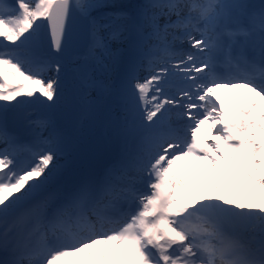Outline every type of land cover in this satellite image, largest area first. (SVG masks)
Masks as SVG:
<instances>
[{"label": "snow or ice", "instance_id": "6c2138e0", "mask_svg": "<svg viewBox=\"0 0 264 264\" xmlns=\"http://www.w3.org/2000/svg\"><path fill=\"white\" fill-rule=\"evenodd\" d=\"M119 7L0 0V264H264V0H141L131 14L100 11ZM77 16L100 63L130 25L119 88L82 80L86 111L91 90L116 96L124 144L102 175L37 195L62 138L45 136L51 121L42 118L20 144L7 113L59 100L57 57ZM204 125L215 143L198 136Z\"/></svg>", "mask_w": 264, "mask_h": 264}, {"label": "rangeland", "instance_id": "374dc122", "mask_svg": "<svg viewBox=\"0 0 264 264\" xmlns=\"http://www.w3.org/2000/svg\"><path fill=\"white\" fill-rule=\"evenodd\" d=\"M8 2L12 3L14 0H8ZM111 2L117 5L118 0H111ZM250 2L259 3L260 0H250ZM117 10L121 11L122 8H106L100 11L112 12ZM92 15L98 16L99 13L94 11ZM126 28L128 29L124 32L120 40L110 41L109 47L112 56L111 58L105 57L103 63L93 61L88 57V47L82 54L73 56L70 59L68 58L63 63L59 60L62 65V71L59 77L61 95L55 105L51 107H41L37 104L24 103L17 107L9 106L8 112H18L21 114L23 120L22 131L19 135H16L18 143H31L33 136L31 135L28 122L42 118L51 121V127L44 131V135L47 136L48 132L54 129L62 138L63 151L57 156L55 161L56 166L51 173L48 184L37 195L67 191L81 180L90 179L92 177L95 178V173H100L105 168L107 169L108 165H110L109 162L100 166V163L95 164L86 160L87 165L85 167L80 156L81 148L88 140H91V137L97 132L98 128L101 129L103 134L99 136L97 132L92 138V142L93 145L98 146L100 152L103 151L102 153L106 154L104 145L110 148L113 144V140L117 141V143L123 142L119 130V107L114 105L115 100L112 94H106L95 89L91 90L90 98L93 103L91 108L86 111L82 101L84 94L82 80L87 76L109 85L113 91L119 88L124 77L123 74L127 66L126 63L128 62L126 56L127 53H129L128 42L131 39L129 33V31L131 32V28L129 25L126 26ZM178 47L187 48L188 46L185 44L178 45ZM139 76L143 78L145 73L140 72ZM175 91V88L171 89V92ZM231 94L243 96L246 92L241 89H236L231 90ZM248 95L251 96V94ZM107 98L108 103H111L108 109L104 111V102ZM177 98L179 97L177 96ZM18 99L26 100L27 98L21 97ZM256 99L258 100V98ZM107 116L113 119H109ZM186 122L185 119V121L181 123ZM108 126L110 128H108ZM9 132L14 133L13 130H9ZM214 134L215 132L213 131V135ZM103 141H105V143H103ZM112 147L114 152L117 151L114 150V145ZM117 154L119 156L114 161L119 159L121 153L117 151ZM26 158V154L21 153L17 157V163H20ZM112 164H114V162ZM66 182H68V184H65ZM142 187L143 186H140L139 188L142 190ZM116 251L117 259H119V249Z\"/></svg>", "mask_w": 264, "mask_h": 264}, {"label": "water", "instance_id": "95a60500", "mask_svg": "<svg viewBox=\"0 0 264 264\" xmlns=\"http://www.w3.org/2000/svg\"><path fill=\"white\" fill-rule=\"evenodd\" d=\"M72 29V39L67 44L64 52L60 54L57 58L63 62H65L68 58H72L73 56L82 54L85 49L88 47V26L82 21L78 16L71 22ZM41 41L44 44V47L47 48V27L46 24L42 27L40 31ZM68 74V73H67ZM108 100V99H107ZM111 103V102H110ZM110 103L106 101L105 109L110 106ZM18 112H8L7 113V126L15 129V133L20 134L23 128V120L21 114H17ZM99 136H102V131L100 129L97 130ZM95 132V134L97 133ZM94 134V135H95ZM87 142V144L82 149V157L85 160V151L91 145H93L92 138ZM103 143H105L103 141Z\"/></svg>", "mask_w": 264, "mask_h": 264}, {"label": "bare ground", "instance_id": "6f19581e", "mask_svg": "<svg viewBox=\"0 0 264 264\" xmlns=\"http://www.w3.org/2000/svg\"><path fill=\"white\" fill-rule=\"evenodd\" d=\"M248 94H250V93H246L245 95H243V97H248L249 96ZM226 103H227V100H226ZM197 134L202 139H206L209 144L214 143V141L211 140V135H213V132L211 133V135L209 134L207 125L202 126ZM0 147H3V145H0ZM102 152H100L98 150V146L91 145L85 151V164L87 161L95 163V164L100 163V166L103 164H106L107 162H110V164H112L114 161L110 158V156L108 154H104ZM96 174H99V173H95V175ZM96 177H98V176L96 175ZM65 184H68V182H66ZM140 186H143L142 190H145V187L143 184L138 185V187H140ZM116 253H117V251H116Z\"/></svg>", "mask_w": 264, "mask_h": 264}, {"label": "trees", "instance_id": "16d2710c", "mask_svg": "<svg viewBox=\"0 0 264 264\" xmlns=\"http://www.w3.org/2000/svg\"><path fill=\"white\" fill-rule=\"evenodd\" d=\"M141 2V0H118V2H117V5H119L120 7L119 8H122V12H126V13H129V14H131L132 13V11H133V6L134 5H136V4H138V3H140ZM125 24H126V26H128V23L127 22H125ZM130 26V25H129ZM128 29V28H127ZM129 33H130V31H129ZM128 55H129V53H127V56H126V59H127V61H128ZM126 61V62H127ZM127 64V63H126ZM126 70V69H125ZM125 74V73H124ZM123 74V75H124ZM114 92V91H113ZM112 96H113V98H114V100H115V103H114V105L116 106H118V103H117V99H116V96L114 95V94H112ZM108 99V98H107ZM107 99L105 100V102H104V111L106 110V109H108V107L105 109V103H106V101H107ZM110 99H112V98H110ZM109 119H113L112 117H110V116H107ZM108 128H110L109 126H108ZM113 140V139H112ZM123 144H124V141L123 142H121V143H117V141H115V140H113V144H112V146L114 145V150H117L119 153H121L120 151H122V148H123ZM110 147L108 150H107V152H108V154L110 155V156H113V157H117V156H119L118 154H117V151H113V147ZM113 164H110L108 167H107V169L109 168V167H111ZM106 170V169H105ZM105 170H103L101 173H99V174H96L97 176H100V175H102L103 174V172L105 171ZM95 175V176H96Z\"/></svg>", "mask_w": 264, "mask_h": 264}]
</instances>
